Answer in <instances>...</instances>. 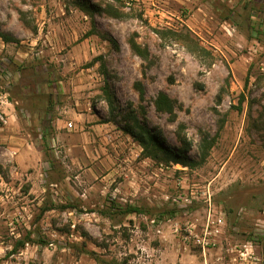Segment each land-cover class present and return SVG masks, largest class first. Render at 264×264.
<instances>
[{"label": "rangeland", "instance_id": "374dc122", "mask_svg": "<svg viewBox=\"0 0 264 264\" xmlns=\"http://www.w3.org/2000/svg\"><path fill=\"white\" fill-rule=\"evenodd\" d=\"M0 32V264H264V0H0ZM218 211L214 249L174 233Z\"/></svg>", "mask_w": 264, "mask_h": 264}, {"label": "trees", "instance_id": "16d2710c", "mask_svg": "<svg viewBox=\"0 0 264 264\" xmlns=\"http://www.w3.org/2000/svg\"><path fill=\"white\" fill-rule=\"evenodd\" d=\"M0 39L3 41V43H11L14 42L13 39L10 37L4 35L0 32ZM180 40L185 44L186 50L195 57H200V52H203L200 47L196 46L192 42V40L189 39L188 36L180 35ZM188 42V43H187ZM190 44H192L190 46ZM131 48L138 56L142 58H146L145 53L140 51V49L134 44L131 43ZM103 68V65H101ZM104 74L105 71H104ZM140 95L143 94L142 90H139ZM104 95L108 98L109 101L112 100L111 92L107 87L103 90ZM154 107L157 112L166 113L170 116L173 115V109L174 104L170 101V99L163 93H158L155 100H154ZM137 128L139 129L140 133L138 137H135L138 141V143L142 146L143 151L146 154V157L157 159L160 155L161 158H165L166 161H173L176 164H182L184 167L190 166L192 163L186 158L180 155V153L172 152L171 150H168L163 146V144L157 140L155 135L150 133L144 126L137 125ZM131 132V131H130ZM136 210H129L127 213H136Z\"/></svg>", "mask_w": 264, "mask_h": 264}, {"label": "built area", "instance_id": "2783aa9c", "mask_svg": "<svg viewBox=\"0 0 264 264\" xmlns=\"http://www.w3.org/2000/svg\"><path fill=\"white\" fill-rule=\"evenodd\" d=\"M1 121L5 123L3 118H1ZM67 127L71 128L72 124L68 123ZM202 196L204 202L208 204V206H212L211 195L208 191H203ZM224 227L225 214L222 211H218L216 214L209 215V218L202 224L201 229H197L193 224H186L183 229L175 225L174 233L181 235L182 241L187 243V245L206 251L216 247L217 238L221 235ZM237 252L239 257L243 260L251 259L256 261L254 254L252 252L250 253L246 246H244L243 249H239Z\"/></svg>", "mask_w": 264, "mask_h": 264}, {"label": "crops", "instance_id": "0c3cea01", "mask_svg": "<svg viewBox=\"0 0 264 264\" xmlns=\"http://www.w3.org/2000/svg\"><path fill=\"white\" fill-rule=\"evenodd\" d=\"M3 103V102H2ZM12 104L7 103V107H4V110L8 111L7 113L9 114L10 118H14V113H12V108H11ZM9 108V110H8Z\"/></svg>", "mask_w": 264, "mask_h": 264}]
</instances>
